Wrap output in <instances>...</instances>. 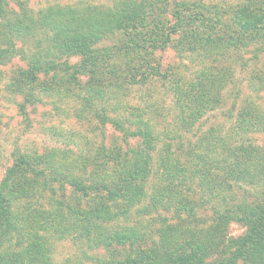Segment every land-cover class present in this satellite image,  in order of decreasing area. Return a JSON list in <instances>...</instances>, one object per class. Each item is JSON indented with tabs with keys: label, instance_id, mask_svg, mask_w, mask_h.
I'll return each mask as SVG.
<instances>
[{
	"label": "trees",
	"instance_id": "16d2710c",
	"mask_svg": "<svg viewBox=\"0 0 264 264\" xmlns=\"http://www.w3.org/2000/svg\"><path fill=\"white\" fill-rule=\"evenodd\" d=\"M139 7L140 4L125 1L110 8H50L39 20L17 18L12 23L6 20L9 11L5 0H0L4 29L0 67L10 58L21 55L16 42L28 38L23 42L28 43L29 37L45 26L51 31L41 44L48 42L49 46L42 49L41 55L58 59V62L55 59L41 61L35 55V60L31 59L27 69L19 75L25 86L18 87L22 98L18 111L22 119L27 120L28 108L39 102L33 90L40 82V75H69L79 86L82 84L80 78L91 74L92 82L88 84H91L93 98L100 99L108 90L114 101L120 96L125 98L127 89L144 84L148 77H158L159 65L149 66L147 62L152 60L154 53L164 50L173 33L165 23H156L158 15L153 7L149 9L151 13ZM179 20L183 21L181 17L176 18L177 22ZM261 20L259 15H247L238 24L251 28ZM119 31L132 33L130 44L135 53L132 56L140 59L143 66L142 71L136 70L133 76L136 80L124 76L130 70L126 66L117 68L118 72L110 79H103L101 74L105 68L101 61L104 55L97 56L89 49L107 34ZM195 36V33L188 35ZM196 41H202L201 37ZM64 55H77L80 61L77 65L59 63ZM173 72L169 73V82ZM215 72L200 81L194 94L182 96L184 92L175 89L189 108L186 115L181 110L183 115L178 118L181 129H188L191 120L220 103V92L229 81L224 69L218 68ZM88 84L81 87L88 88ZM131 109L141 113L135 121L124 115L97 114L98 120L111 123L115 132L122 136V141H115L106 156L109 166L120 168L119 173L115 171L109 178L99 172L90 176L73 175L66 167H56L48 156L35 159L22 153L17 155L15 164L0 183V264H53L49 237L59 240L70 237L86 255L91 252V259L98 264H264V205L243 203L239 212L225 207L215 211V225L199 232L191 231L193 227H190L194 219L192 202L188 198L193 192L190 189L192 181L216 186L214 190L218 196L230 192L232 183L246 182L244 175L253 178L249 164L257 166L250 155V147H235L241 149L242 153H238L229 141L220 139L222 144H214L207 138L196 146L166 151L155 160L152 152L158 136L152 120H145L138 106ZM135 138L137 145H130ZM226 152L232 156L227 157L228 161L222 158ZM241 165H245V171ZM222 170L226 178L219 175ZM150 178L154 183L148 187ZM138 205L142 206L139 215L150 217L148 223L135 221L120 225L118 219L127 216L128 206ZM165 212L172 216L171 221ZM231 223L242 225L244 233L238 237L225 234L226 226ZM156 225L159 234L153 231ZM154 236L159 243L153 241ZM101 252L104 257L99 255Z\"/></svg>",
	"mask_w": 264,
	"mask_h": 264
},
{
	"label": "rangeland",
	"instance_id": "374dc122",
	"mask_svg": "<svg viewBox=\"0 0 264 264\" xmlns=\"http://www.w3.org/2000/svg\"><path fill=\"white\" fill-rule=\"evenodd\" d=\"M125 1L140 4L139 9L145 12L151 13L149 9L153 7L158 15L156 23H165L170 27L168 31L173 33L166 41L164 50L154 53L152 60L147 62L149 66L159 65L158 77H148L144 84L127 89L125 98L120 96L118 101H114L108 90L100 99L93 98L91 84H88L92 82L91 74L80 78L82 84L79 86L69 75H40V82L33 90L39 102L28 108V119L23 120L18 111V103L22 99L18 87L25 86L19 75L27 69L31 59L35 60V55L41 61L55 59L58 62V59L41 55L42 49L49 46L48 42L41 44L48 37L46 35H50L49 26L30 36L28 43H23L28 38L17 40L21 55L10 58L0 67V183L21 153L35 159H47L48 156L56 167H66L73 175L82 173L90 176L99 172L101 176L109 178L115 171L119 173L120 168L107 164L106 156L115 141H122V136L115 132L111 123L98 120L97 114L103 113L109 117L124 115L135 121L141 113L131 108L138 106L141 108L138 112L143 111L145 120L151 118L158 136L152 152L155 160L166 151L175 152L179 147L196 146L207 138L214 144H222L220 139L229 141L238 153H242L241 149L235 147H250V155L257 166L249 164L254 179L245 178L244 175L246 182H230L233 187L231 191L219 196L215 195L216 186L192 181L190 189L193 192L188 195L194 212L191 231L199 232L215 225V211H222L225 207L239 212L238 208L243 207V203L264 205V0H5L9 11L6 20L12 23L17 18L39 20L50 8H110ZM247 15H259L262 20L251 28L238 24ZM178 17L183 21L177 22ZM1 22L0 19V42L4 31ZM193 33L195 37H188ZM130 34L132 36L129 32H112L89 48L97 56L104 55L101 61L105 68L101 74L103 79H110L120 67L130 68L124 75L129 79L136 80L133 77L136 70L142 71L140 59L132 56L135 53L132 52ZM198 37L202 41H196ZM79 61L77 55L59 58V63L70 65H77ZM218 68L227 71L229 81L220 92V103L191 120L188 129H181L178 119L181 110H184V115L189 110L182 96L196 93L200 81L214 75ZM171 71L174 72L169 82ZM86 82L89 87H81ZM176 88L184 94L180 96L174 92ZM136 141V138L132 139L130 145H137ZM104 147L106 149L101 151ZM227 157L232 156L223 153L225 161H228ZM97 166L101 169L97 170ZM241 167L245 171V165ZM219 175L225 177L223 170ZM151 183H154L153 178L147 181L148 187ZM210 191L214 193L210 194ZM42 202L46 200L42 199ZM140 208L141 205L128 206L127 216L118 219V223H148L150 217L140 216ZM63 213L66 215V210ZM168 218L171 221L172 216L169 214ZM158 221L156 218V223ZM158 230L159 226L156 225L153 231L159 234ZM244 231L242 225L231 223L226 226L225 234L238 237ZM68 238L59 240L49 237L53 264H98L91 259V252L86 255L83 248ZM153 241L159 243L158 237L154 236ZM99 255L105 256L102 252Z\"/></svg>",
	"mask_w": 264,
	"mask_h": 264
}]
</instances>
